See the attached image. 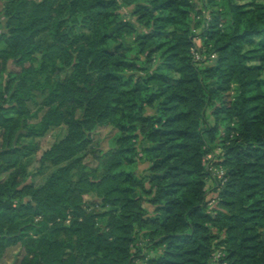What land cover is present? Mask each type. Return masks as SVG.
Returning a JSON list of instances; mask_svg holds the SVG:
<instances>
[{"label": "trees", "instance_id": "16d2710c", "mask_svg": "<svg viewBox=\"0 0 264 264\" xmlns=\"http://www.w3.org/2000/svg\"><path fill=\"white\" fill-rule=\"evenodd\" d=\"M0 44V259L135 264L144 232L148 264H264V0H0ZM63 126L39 161L55 170L29 183L39 144L21 140ZM102 127L119 136L96 177L83 154ZM211 166L226 182L209 213Z\"/></svg>", "mask_w": 264, "mask_h": 264}, {"label": "rangeland", "instance_id": "374dc122", "mask_svg": "<svg viewBox=\"0 0 264 264\" xmlns=\"http://www.w3.org/2000/svg\"><path fill=\"white\" fill-rule=\"evenodd\" d=\"M31 1H41V0H31ZM197 2L201 7L204 6L205 2L207 0H194ZM207 18H210L209 13L205 15ZM78 32V30L76 29ZM197 33H200V29L197 30ZM196 43L199 47H202V41L200 39L196 40ZM1 49H3V45L0 44V52ZM199 56L195 57L196 61H202L201 55L198 54ZM41 56H39V62H36L34 64L35 68H39L40 63H41ZM207 64H212V61H208ZM12 69H14L16 72L20 71V67L12 66ZM264 77V73L262 74ZM37 79H41V76H37ZM235 87V86H234ZM232 88V90L224 97V101H231L237 94L236 92V87ZM36 101L38 103L42 102V97L40 95L36 96ZM38 105V104H37ZM37 105L34 103H30V108L32 110H35ZM45 111H42L39 114V117L36 119L32 120V123L34 125H38L41 122V119L43 115L45 114ZM149 113H153V111L148 110ZM207 121L210 125H215V117L213 115V110L209 109L207 111ZM223 130L225 131V127H222ZM67 134V128L65 126L59 127V128H53L50 130L45 136L43 137H34V138H23L21 140V143H38L39 144V151L37 154H35L29 163L28 166V174H29V183H32L34 185H42L48 177L52 174V172L55 170V168L51 167L48 165L45 169L41 170L40 169V158L43 155L45 151L51 148V146L56 143L61 141ZM119 136V133L117 130L113 129L112 127H102L99 128V130L95 133L94 138H93V144L87 148V150L83 154V164H84V172L85 174H93L96 177H101L105 171V165H106V160L112 156L113 149L116 144V140ZM221 136H224V132L221 134ZM3 146V138H2V132L0 131V150ZM220 149H217L216 154L219 155ZM213 156L207 155L206 156V161L210 162L212 161ZM215 160V159H214ZM218 162V160H216ZM151 164L149 162H145L143 160H138L137 163L133 166H127L126 169L128 171L133 172L134 174L137 175L139 178L147 177L150 175V168ZM215 169H217L215 166H213ZM7 174H1L0 179H6ZM206 186L205 189L208 190V205H209V213L212 212V208L217 205L216 198L219 195V189L221 188L222 184L225 183L223 182L222 184L220 181L216 178L213 179H207L206 181ZM150 185L146 184V188L149 189ZM97 199L98 197L94 193H90L85 196V199ZM110 206L102 207L101 205H98L96 207V211H104L106 209H109ZM143 207L148 211L149 216H154L156 214V207L152 203L148 201V199L144 202ZM219 228H214V233H219ZM140 240L138 242V245L135 249L138 247L141 249L140 250V258L135 260V264H148V259L155 258L158 253L151 249L150 247L152 246L151 244V238L148 236H145L144 232H141L140 234ZM224 234L222 235V237ZM162 249L160 248L159 251ZM134 251H139V250H134ZM25 250L22 247V245H18L12 248H9L8 251L6 252L5 256L0 259V264H19L22 258L25 255ZM224 254L222 253L221 250H217L213 254V259L212 263L218 264V261L221 257H223Z\"/></svg>", "mask_w": 264, "mask_h": 264}, {"label": "built area", "instance_id": "2783aa9c", "mask_svg": "<svg viewBox=\"0 0 264 264\" xmlns=\"http://www.w3.org/2000/svg\"><path fill=\"white\" fill-rule=\"evenodd\" d=\"M196 56H199L197 52L195 53V57ZM209 169H210V172L212 173V175L214 177H217L221 184L223 182H226V179H225V176H224V171L222 169L218 170V169H215L213 166L209 167Z\"/></svg>", "mask_w": 264, "mask_h": 264}]
</instances>
